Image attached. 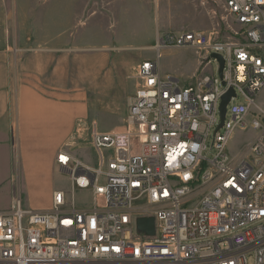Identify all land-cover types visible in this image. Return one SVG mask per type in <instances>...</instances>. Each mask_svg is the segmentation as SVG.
Segmentation results:
<instances>
[{"label":"built area","instance_id":"obj_1","mask_svg":"<svg viewBox=\"0 0 264 264\" xmlns=\"http://www.w3.org/2000/svg\"><path fill=\"white\" fill-rule=\"evenodd\" d=\"M220 1L230 39L157 33L153 59L135 68L124 130L91 133L97 165L57 152L70 188L54 191L48 211L25 208L13 190L0 211V264H264V0ZM170 48L196 52L200 75H161ZM211 55L222 57L221 77ZM248 116L252 139L230 156V135ZM75 189L91 193L88 207ZM146 218L152 235L138 229Z\"/></svg>","mask_w":264,"mask_h":264},{"label":"rangeland","instance_id":"obj_2","mask_svg":"<svg viewBox=\"0 0 264 264\" xmlns=\"http://www.w3.org/2000/svg\"><path fill=\"white\" fill-rule=\"evenodd\" d=\"M5 1L7 10L13 9L12 0ZM52 3L56 0H41ZM76 12H71L69 26L44 30V54L73 52L79 56V69L69 68L70 78L81 85L86 101V117L78 124L70 144L75 156L86 164L96 166L98 160L90 143L91 133L119 132L124 130L127 98L134 93L136 78L134 71L141 61L154 57L153 37L157 33L197 31L208 26L209 31H217L218 38L228 41L231 31L228 28L220 0H76ZM49 7V6H48ZM76 13V14H74ZM65 19L66 14L60 13ZM74 15V17H73ZM76 16V18H75ZM56 19V18H55ZM50 40L64 41L63 45H53ZM161 75H172L181 82H191L200 75L202 67L194 72L198 54L189 49H166L160 52ZM216 65L212 63V70ZM211 67L205 70L210 74ZM256 104L264 110V89L256 98ZM258 118V117H257ZM251 116L247 125L237 126L232 131L225 152L234 156L252 138ZM4 164L12 163L16 178L17 154L5 157ZM2 161L0 160V164ZM3 174V173H2ZM58 188H70L68 177L58 176ZM77 204L90 205L89 191L75 189ZM0 191V208L5 198ZM3 209H0L2 211ZM247 264H253L248 258Z\"/></svg>","mask_w":264,"mask_h":264},{"label":"crops","instance_id":"obj_3","mask_svg":"<svg viewBox=\"0 0 264 264\" xmlns=\"http://www.w3.org/2000/svg\"><path fill=\"white\" fill-rule=\"evenodd\" d=\"M76 3L12 0L13 9L7 10L5 1L0 0V191L5 198L2 211L9 209L13 190L19 191L25 208L48 211L54 191L61 190L55 156L60 150L75 156L70 141L87 110L81 85L70 78L69 68L79 69L81 61L73 52L44 54L41 46L44 30L69 26ZM60 13L66 14L65 19H60ZM205 27L198 31L209 32ZM50 41L53 45L64 44L62 40ZM200 62L198 59L194 72L199 70ZM13 151L18 162L16 178L12 163L7 167L3 162L5 157L11 159Z\"/></svg>","mask_w":264,"mask_h":264},{"label":"water","instance_id":"obj_4","mask_svg":"<svg viewBox=\"0 0 264 264\" xmlns=\"http://www.w3.org/2000/svg\"><path fill=\"white\" fill-rule=\"evenodd\" d=\"M209 60L218 61V64H219L218 73H219V76L221 77L222 75L221 71H222V65H223L222 57L218 55H211ZM233 96H234V90L230 89L221 98V102L219 105L220 106V112H219L220 125L219 127L223 124L222 122H223V119L226 113V107H227L226 105L229 102L230 98ZM137 225H138L139 230H143L148 235H152L154 233V224H153L152 218L138 219Z\"/></svg>","mask_w":264,"mask_h":264}]
</instances>
